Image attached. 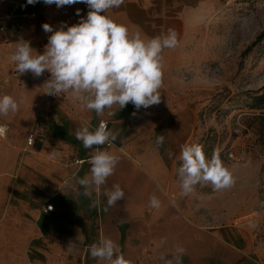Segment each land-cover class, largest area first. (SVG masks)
Masks as SVG:
<instances>
[{
  "label": "rangeland",
  "instance_id": "obj_1",
  "mask_svg": "<svg viewBox=\"0 0 264 264\" xmlns=\"http://www.w3.org/2000/svg\"><path fill=\"white\" fill-rule=\"evenodd\" d=\"M195 5L184 56L171 59L164 72L161 102L109 123L120 154L114 174L125 192L107 211L123 215L109 220L118 239L125 227L122 253L133 264H165L160 257L171 260L177 246L186 249L182 264H233L238 256L228 241H236L230 230L243 236L248 254L264 264V111L253 109L264 94V39L249 49L264 32V0ZM158 136L165 138L159 147ZM191 144L202 145L207 158L218 152L236 179L234 186L214 191L197 185L183 195L179 156L182 146ZM140 158L151 161L170 186L169 204L159 217L149 206L155 190L134 161ZM128 178L133 195L127 193ZM103 203L106 207L107 197Z\"/></svg>",
  "mask_w": 264,
  "mask_h": 264
},
{
  "label": "crops",
  "instance_id": "obj_2",
  "mask_svg": "<svg viewBox=\"0 0 264 264\" xmlns=\"http://www.w3.org/2000/svg\"><path fill=\"white\" fill-rule=\"evenodd\" d=\"M195 2L199 0H125L124 5L109 10L107 15L127 26L130 33L139 32L144 39L174 29L179 44L163 51L165 72L171 59L184 56ZM88 11L84 3L57 8L43 0L35 4H28L27 0H0V23L11 16L7 30L0 35V95H12L19 102L17 112L0 116V125L8 128L0 136V264H104L91 260L89 251L102 236L116 242L121 252L124 248L125 227L118 239L109 220L110 216L123 213L103 210L104 193L113 190L115 184L122 188L121 178L115 174L108 177L98 197L99 206L91 207L92 200L97 199L96 192L91 197L84 196L77 180L90 175L89 159L95 149H85L75 138V132L85 121L95 129L104 120L109 129V123L124 122L145 109L137 110L129 103L122 110L114 106L103 116H97L94 111L84 110L70 95L46 94L44 83L50 78L47 71L40 77L31 72L18 75L9 61L20 39L28 41L37 53H43L51 35L43 30V24L54 29L64 24L71 26L86 18ZM32 134L35 142L28 146ZM99 147L120 158L113 143ZM134 161L146 171L149 189L162 196L161 207H165L169 204L170 186L151 161ZM65 179H70L71 187H65ZM130 181L128 178L127 193L133 195ZM46 205L54 206V211L44 214ZM160 208L154 209L155 217L162 213ZM229 232L236 238L228 240L237 251L238 259L233 264H260L248 254L243 236L237 238L233 230Z\"/></svg>",
  "mask_w": 264,
  "mask_h": 264
},
{
  "label": "clouds",
  "instance_id": "obj_3",
  "mask_svg": "<svg viewBox=\"0 0 264 264\" xmlns=\"http://www.w3.org/2000/svg\"><path fill=\"white\" fill-rule=\"evenodd\" d=\"M38 0H27L35 4ZM47 5L55 4L57 8L77 3L87 5L89 11L74 25L66 24L54 29L50 24L42 25L46 33H51L42 54L37 53L28 41L20 39L9 56L18 75L31 72L40 77L45 71L50 78L45 81L46 94L60 97L70 95L87 111H94L103 116L106 110L118 106L122 110L129 103L135 109H147L161 102L160 89L163 86L164 62L163 51L178 46V33L169 29L151 39L142 38L139 32L130 33L127 26L115 22L107 15L109 10L119 9L125 0H43ZM76 14L80 15L77 9ZM19 109V102L8 94L0 95V116H7ZM109 111V115H111ZM8 131L0 125V136ZM75 138L82 142L85 149H95L89 159L90 175L77 180L83 189V195L91 197L95 191L97 199L92 200L91 207L99 206L98 197L108 177L114 174L119 156L101 150L99 146L111 144L117 135L108 129L101 120L98 127L92 129L85 121L75 132ZM164 136H158L157 146H162ZM171 157V153L169 154ZM177 170L181 192L187 196L197 185H211L214 191L230 189L236 183L232 171L224 165L218 152L214 151L207 158L200 144L184 145L181 148ZM65 187H71L70 179H65ZM107 206L104 211L123 200L124 190L119 184L113 190L104 193ZM149 206L161 207V201L153 195ZM51 210V205L49 209ZM165 243L162 239L161 244ZM93 259L104 264H133L120 251L119 245L110 238L101 237L90 246ZM186 249L177 246L171 260L163 256L165 264H182Z\"/></svg>",
  "mask_w": 264,
  "mask_h": 264
},
{
  "label": "built area",
  "instance_id": "obj_4",
  "mask_svg": "<svg viewBox=\"0 0 264 264\" xmlns=\"http://www.w3.org/2000/svg\"><path fill=\"white\" fill-rule=\"evenodd\" d=\"M36 17V15H31V18H34ZM11 19V16H7L5 19H4V22H1L0 23V35L5 32L7 30V22ZM107 123V126H108V122ZM98 127V126H97ZM8 129V128H7ZM35 142V136L32 134L30 135L29 139H28V146H32ZM111 144H108V146H111ZM49 206L50 205H46L44 208H43V213L44 214H49V213H52L54 211V206L51 205V210H48L49 209Z\"/></svg>",
  "mask_w": 264,
  "mask_h": 264
},
{
  "label": "trees",
  "instance_id": "obj_5",
  "mask_svg": "<svg viewBox=\"0 0 264 264\" xmlns=\"http://www.w3.org/2000/svg\"><path fill=\"white\" fill-rule=\"evenodd\" d=\"M262 39H264V32L261 33L257 37V40L254 43H252V45L249 47V49L255 47ZM253 109L258 110V111H264V94L255 99V102L253 104ZM260 121H261V124L263 127L262 130L264 132V114L261 115Z\"/></svg>",
  "mask_w": 264,
  "mask_h": 264
}]
</instances>
